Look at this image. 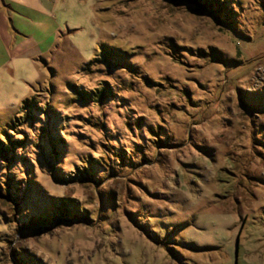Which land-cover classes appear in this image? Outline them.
I'll return each instance as SVG.
<instances>
[{"label": "rangeland", "instance_id": "374dc122", "mask_svg": "<svg viewBox=\"0 0 264 264\" xmlns=\"http://www.w3.org/2000/svg\"><path fill=\"white\" fill-rule=\"evenodd\" d=\"M9 136L0 264H264V0H0Z\"/></svg>", "mask_w": 264, "mask_h": 264}, {"label": "trees", "instance_id": "16d2710c", "mask_svg": "<svg viewBox=\"0 0 264 264\" xmlns=\"http://www.w3.org/2000/svg\"><path fill=\"white\" fill-rule=\"evenodd\" d=\"M28 103V102H27ZM20 141H16V143H19ZM14 142L10 140V136L8 137V141L4 142L0 140V158L4 157V161L8 159V154L10 151L14 148ZM20 144V143H19Z\"/></svg>", "mask_w": 264, "mask_h": 264}, {"label": "crops", "instance_id": "0c3cea01", "mask_svg": "<svg viewBox=\"0 0 264 264\" xmlns=\"http://www.w3.org/2000/svg\"><path fill=\"white\" fill-rule=\"evenodd\" d=\"M5 30H6V29H5ZM5 32H6V31H5ZM5 32H4V33H5Z\"/></svg>", "mask_w": 264, "mask_h": 264}]
</instances>
